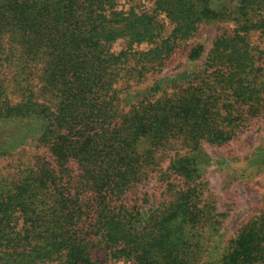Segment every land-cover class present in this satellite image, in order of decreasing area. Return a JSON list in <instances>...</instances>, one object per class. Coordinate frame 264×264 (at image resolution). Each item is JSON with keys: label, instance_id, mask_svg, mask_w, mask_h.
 <instances>
[{"label": "trees", "instance_id": "obj_1", "mask_svg": "<svg viewBox=\"0 0 264 264\" xmlns=\"http://www.w3.org/2000/svg\"><path fill=\"white\" fill-rule=\"evenodd\" d=\"M120 4L0 0V264H264V212L224 239L204 159L264 115V0Z\"/></svg>", "mask_w": 264, "mask_h": 264}, {"label": "rangeland", "instance_id": "obj_2", "mask_svg": "<svg viewBox=\"0 0 264 264\" xmlns=\"http://www.w3.org/2000/svg\"><path fill=\"white\" fill-rule=\"evenodd\" d=\"M154 1L121 0L120 8L124 11L135 10L138 13L152 12L155 7ZM159 17L166 27L164 33L168 35L174 23L164 14ZM234 27L236 23L232 20L203 25L196 38L180 45L178 58L168 62L159 76L165 82L174 79L188 80L193 70L192 65L188 63L191 47L197 42H202L206 49H209L218 35L225 31L231 32ZM261 39L259 33L252 34L253 43H259ZM145 44H142L141 48H144ZM127 46L128 41L122 38L117 41L115 49ZM132 97L133 95H130L131 99ZM239 134L232 147H227L230 148L226 149L227 151L217 147L205 149L208 154V157L206 155L204 157L207 170L205 176L211 182L208 198L217 203L219 210L228 212L223 221L224 239L234 237L244 222L264 212V115ZM7 162L6 159L0 158V165ZM94 256L102 258L108 264H134L126 258H107L105 250L95 251Z\"/></svg>", "mask_w": 264, "mask_h": 264}]
</instances>
